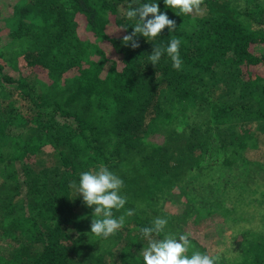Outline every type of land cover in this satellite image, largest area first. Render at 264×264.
<instances>
[{
	"label": "trees",
	"instance_id": "trees-1",
	"mask_svg": "<svg viewBox=\"0 0 264 264\" xmlns=\"http://www.w3.org/2000/svg\"><path fill=\"white\" fill-rule=\"evenodd\" d=\"M126 6L17 0L1 18L0 264H142L139 228L156 216L207 253L183 223L209 213L237 246L218 264H264V0H202L180 16L158 0L175 30L134 49ZM171 35L180 70L166 55L148 64ZM101 163L123 180L114 215L133 212L103 239L69 188Z\"/></svg>",
	"mask_w": 264,
	"mask_h": 264
},
{
	"label": "clouds",
	"instance_id": "clouds-1",
	"mask_svg": "<svg viewBox=\"0 0 264 264\" xmlns=\"http://www.w3.org/2000/svg\"><path fill=\"white\" fill-rule=\"evenodd\" d=\"M162 3L164 9L180 16L199 14L202 0H162ZM121 11L124 19L131 23V26H121L125 30L131 28L122 41L133 49L138 47L137 37L147 42L155 39L163 29L170 34L175 30V21L165 11L158 10V0H127V6ZM180 45L181 41L175 35L169 36L166 46L153 45L147 55L148 64L154 67L162 55H166L172 69L180 70ZM123 187V180L102 163L94 170L80 172L78 179L70 182L72 197L79 196L84 206L92 209L88 234L100 239L108 238L123 227L126 216L133 214L131 209H125L123 214L114 215L126 203ZM167 224L166 217L156 216L150 226L139 228L146 241L139 251L142 264H218L217 256L193 250L186 234L166 231Z\"/></svg>",
	"mask_w": 264,
	"mask_h": 264
},
{
	"label": "rangeland",
	"instance_id": "rangeland-1",
	"mask_svg": "<svg viewBox=\"0 0 264 264\" xmlns=\"http://www.w3.org/2000/svg\"><path fill=\"white\" fill-rule=\"evenodd\" d=\"M17 0H0V28L2 20L10 13L11 6ZM82 23V21H80ZM80 33L83 34V28L80 27ZM109 33H114L115 28L110 27L108 29ZM100 45L105 49V43L101 42ZM151 141L156 144H163V139L160 136H154ZM170 207V209H169ZM180 205L177 204H168V209L175 213L177 212ZM185 229H189V231L198 232V239L201 245L206 249L207 253L211 255H215L218 257V260H221L224 257H228L232 255V258L235 261L238 258V254L234 250H236V243L234 244L233 235L222 225V218L219 214L209 213L205 217L203 215L198 217L190 218L185 224L183 223Z\"/></svg>",
	"mask_w": 264,
	"mask_h": 264
}]
</instances>
